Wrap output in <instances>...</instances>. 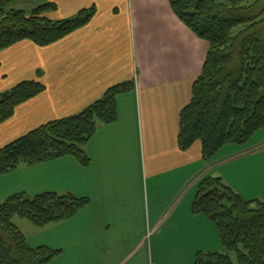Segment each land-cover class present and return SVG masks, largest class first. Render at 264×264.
I'll use <instances>...</instances> for the list:
<instances>
[{
    "label": "crops",
    "instance_id": "0c3cea01",
    "mask_svg": "<svg viewBox=\"0 0 264 264\" xmlns=\"http://www.w3.org/2000/svg\"><path fill=\"white\" fill-rule=\"evenodd\" d=\"M43 2L56 5L55 11L46 14L52 21L70 19L92 7L96 14L87 26L52 45L39 48L23 41L0 52V94L23 81L37 80L45 86L42 94L21 104L10 120L0 124V148L48 122L80 113L114 85L132 83L133 91L117 97V122L100 126L85 146L89 166H81L72 156L51 161L69 163L74 196L87 197L91 205L95 195L100 196L99 190L112 186L113 181L107 178H115L117 183L118 176L120 180L121 176L132 175L136 166L141 181L142 173L146 182L166 175L173 179L179 176L184 190L174 194L170 206L155 221L154 230L178 218L182 202L190 193L193 201L198 183L206 176L216 174L246 201H264L259 194L247 199L244 192L232 188L233 183L217 173L228 161L223 158L222 163L221 154L216 161L205 163L199 143L186 152L177 146L179 115L191 100V86L204 65L207 45L181 24L165 0ZM121 112L128 116L126 122H122ZM250 142L228 146L225 156L234 164L248 159L254 162L264 143ZM70 159L73 161L68 162ZM250 178H254L253 173ZM126 204H112V210L128 208ZM97 206L105 211L111 204L98 202ZM114 219L118 221L115 231L109 230L110 218L106 231L94 224V236L85 238L92 245L80 253L83 263L133 264V259L141 255L144 238L138 239L145 232H133L132 241L130 232L119 231L123 220ZM191 219L196 223L199 218L192 214ZM202 222L198 220V228L191 226V238L204 245L208 239Z\"/></svg>",
    "mask_w": 264,
    "mask_h": 264
},
{
    "label": "trees",
    "instance_id": "16d2710c",
    "mask_svg": "<svg viewBox=\"0 0 264 264\" xmlns=\"http://www.w3.org/2000/svg\"><path fill=\"white\" fill-rule=\"evenodd\" d=\"M175 17L207 45L204 65L194 80L190 101L179 115L177 146L186 152L201 145L209 163L228 146H245L264 128V0H165ZM30 4L29 13L23 5ZM56 5L43 0H0V52L28 41L42 48L88 25L95 8L64 20H50ZM40 75V73H38ZM37 80L23 81L0 94V124L21 104L42 94ZM134 90L114 85L80 113L48 122L0 148V175L26 165L74 157L89 166L84 150L100 126L118 120L117 97ZM192 214L215 227L222 250L200 252L193 264H264V201L244 200L220 178L206 176L195 190ZM90 204L86 197L55 192L28 198L14 194L0 204V264H52L60 250L32 248L12 224L15 216L35 227L70 220Z\"/></svg>",
    "mask_w": 264,
    "mask_h": 264
},
{
    "label": "rangeland",
    "instance_id": "374dc122",
    "mask_svg": "<svg viewBox=\"0 0 264 264\" xmlns=\"http://www.w3.org/2000/svg\"><path fill=\"white\" fill-rule=\"evenodd\" d=\"M30 6V4H25L23 8L29 13ZM121 116L122 122L128 120V116L124 112H121ZM256 135L251 138L250 143L259 141L264 143V129H261ZM226 149L228 148L224 147L215 155L214 161L219 158V154H221L222 163L224 162L223 158L228 160L222 167L223 169L217 170V173H222L229 183L232 182L234 184L230 183L232 188L235 186L234 188L242 194L244 192L247 199L252 198L255 194L264 197V148H259L258 152L261 154L254 162L248 159L235 164L232 162L233 159L225 156ZM70 161L73 160L70 159L68 162ZM68 165L69 163L61 160L52 163L47 161V163L33 167L23 165L12 173L0 175V204L6 198L18 193H23L28 198L48 192H55L58 195L73 194ZM132 172V175L121 176L120 180L118 176L117 183L115 178H107V180L113 181L110 183L112 186L99 190L100 196L96 194L93 203L70 220L37 228L27 219L15 216L12 224L26 237L29 247L46 246L50 249L60 250L61 253L53 260L52 264H91L87 260L83 263L82 260L85 259L80 256L82 249L86 251L92 245L91 241L85 238L94 236V224L95 226L100 225L103 231L108 230L109 218L112 220L109 230L115 231L114 225H118L115 217L123 220L119 231L130 232L132 241L135 233L145 232V235L143 234L144 236L138 239L139 241L142 237L144 238L141 255L137 259H133V264H193L200 251L203 253L215 251L225 253L221 248L215 227L203 216L194 215L199 218L196 219V223L191 219L193 202L190 200L191 193L182 202L178 218L170 220L161 228L154 230L155 221L159 220L170 206L169 203L174 194L184 190L183 185H180L183 179L179 176H175L173 179L166 175L155 182L152 180L146 182L144 173H142V181L140 180L137 166L132 168ZM250 173L254 174V178H250ZM91 194H94V191ZM98 202L110 203L111 206L104 211L97 206ZM125 203L128 208L124 207L119 211L116 210L117 208L112 210V204L122 207ZM198 220L204 221L206 225V227L203 226V229L208 240L204 245L196 244L191 238V226L194 225L195 228H198ZM78 240L80 241L78 242ZM228 255L234 264H238L234 253H228ZM79 256L80 262L78 261Z\"/></svg>",
    "mask_w": 264,
    "mask_h": 264
}]
</instances>
